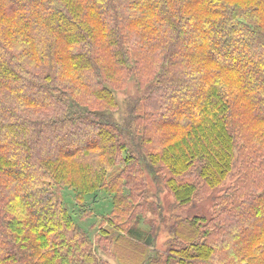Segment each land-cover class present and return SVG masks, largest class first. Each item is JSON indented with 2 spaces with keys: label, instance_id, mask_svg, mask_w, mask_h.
<instances>
[{
  "label": "trees",
  "instance_id": "obj_1",
  "mask_svg": "<svg viewBox=\"0 0 264 264\" xmlns=\"http://www.w3.org/2000/svg\"><path fill=\"white\" fill-rule=\"evenodd\" d=\"M147 177L210 213L168 222ZM65 189L111 196L93 238ZM121 246L264 264V0H0V264H133Z\"/></svg>",
  "mask_w": 264,
  "mask_h": 264
},
{
  "label": "rangeland",
  "instance_id": "obj_2",
  "mask_svg": "<svg viewBox=\"0 0 264 264\" xmlns=\"http://www.w3.org/2000/svg\"><path fill=\"white\" fill-rule=\"evenodd\" d=\"M146 180L148 181L149 183L148 185L150 188L148 195L146 196V200L148 201L149 204L155 203V205L159 204L162 207H164L162 211V215L165 216L168 222L171 221V218H172L171 216H174V215L191 216L195 214L196 212H200L199 214L208 215L211 211L212 204L210 201L203 202V203L199 202L198 203L199 205H197L199 209L189 208V209L182 210L178 208H173L172 206L174 207H178V206L174 204L172 196L168 194L167 191L158 192L156 190V187L151 183V179L149 177H147ZM73 197L74 195H73L72 190L65 189L64 191L65 205L70 211L73 212L74 217L77 220V222L87 231L90 237L93 238L92 236H94L96 231L99 229L100 216L108 213L111 210V207H112L111 196L105 192L100 191L96 194V196H92V195L86 196L85 202L82 205H77ZM79 208L86 210L87 213L89 214L88 217L86 218L81 217L82 213H80ZM153 212H154L153 208H148L146 210V216H148L149 218L155 217L153 215ZM160 220L161 219L157 217L156 223H157V226H159V229L156 230V233H155L156 234L155 248H157L158 250L163 249V242L165 241L167 237V230ZM146 227L148 228L147 225ZM138 249L140 250V246L138 247ZM152 249L153 248H149L148 253H150ZM97 251L102 257L106 259L108 263L128 264V262L125 263V261L121 258L118 259V258L109 257L101 253L100 250H97ZM117 252L119 253L120 256L125 257L126 259H128V261L132 262L133 264H145L146 262L143 259L140 262H134L135 254L132 253V246H128V248H126V246L124 247L121 246L120 248H118Z\"/></svg>",
  "mask_w": 264,
  "mask_h": 264
}]
</instances>
